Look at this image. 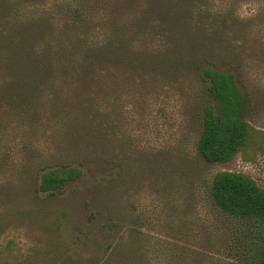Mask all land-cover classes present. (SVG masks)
<instances>
[{"label": "rangeland", "instance_id": "obj_1", "mask_svg": "<svg viewBox=\"0 0 264 264\" xmlns=\"http://www.w3.org/2000/svg\"><path fill=\"white\" fill-rule=\"evenodd\" d=\"M76 1L40 3L61 25L62 4ZM119 1L125 9L114 6L113 16L134 38L112 81L58 74L64 112L14 99L32 97L29 87L0 101V264H243L242 225L218 211L210 191L221 171L264 189V0ZM44 33L32 40L44 44ZM140 51L154 57L141 61ZM203 65L234 74L253 127L229 162L208 163L197 150L203 107L216 106ZM50 68L47 56H33L12 89L44 83ZM71 87L101 109L67 97ZM63 167L81 176L41 191L43 174Z\"/></svg>", "mask_w": 264, "mask_h": 264}, {"label": "trees", "instance_id": "obj_2", "mask_svg": "<svg viewBox=\"0 0 264 264\" xmlns=\"http://www.w3.org/2000/svg\"><path fill=\"white\" fill-rule=\"evenodd\" d=\"M119 5L125 9L126 5L119 0L67 2L62 4L64 17L60 25L59 20L55 22L57 17L41 8L40 0H0V101L11 90L20 93L22 88L29 87L32 97L14 99L28 108L32 98L43 100L41 108L46 103L47 109L64 112L62 93H56L58 74L63 81L69 78L80 82V75L112 81V67L134 38L133 27L119 22V13L113 16V7ZM40 28L48 34L44 44L37 38L32 40ZM142 36L146 37V33ZM140 53L138 56L135 52V58L141 61L154 57ZM40 55L50 59L51 74L46 81L35 87L33 80H25L23 87L12 89L20 85L33 56L40 59ZM200 79L216 106L207 103L203 107L197 150L208 163L229 162L252 138L253 127L244 119L245 98L231 72L203 65ZM109 87L114 93V85ZM68 95L80 98L83 106L94 111L101 109L100 100L92 102L83 87L69 88ZM38 109L37 103L35 117L41 119ZM80 176L78 167L53 168L43 174L40 189L53 193ZM210 194L218 211L242 225L240 238L246 243L243 264H264V189L245 173L221 171L213 177Z\"/></svg>", "mask_w": 264, "mask_h": 264}]
</instances>
